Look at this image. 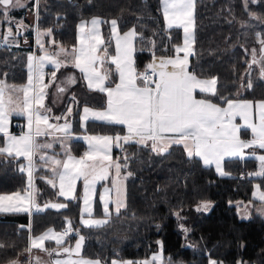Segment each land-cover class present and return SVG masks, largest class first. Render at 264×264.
I'll return each mask as SVG.
<instances>
[{
  "label": "trees",
  "instance_id": "1",
  "mask_svg": "<svg viewBox=\"0 0 264 264\" xmlns=\"http://www.w3.org/2000/svg\"><path fill=\"white\" fill-rule=\"evenodd\" d=\"M251 10L257 12V17ZM19 11L26 16L28 11L37 13V24L19 28H24V36L30 38L25 45L0 49V79L16 86L26 82L27 56L34 51L36 30L40 33L51 29L50 35L44 34L45 40L50 45L56 42L70 48L77 41L79 20L101 16L108 40L112 35L110 19L115 18L121 31L134 28L137 33L135 65L139 71L147 68L153 56L175 54L176 45L182 42V28H167L161 0H30L29 6ZM195 17V52L190 69L198 76L217 80L215 95L199 94L219 103L234 97L264 100V77L258 67L247 68L249 47L259 43L257 32L264 34V0L257 6H246L244 0H197ZM58 76L65 82L59 84L64 85L65 91L59 92L55 84L49 87L46 104L60 117H72L73 129L79 132L82 107L104 108L107 97L89 89L73 65L61 67ZM69 77L75 82L68 83ZM23 119H19L22 125ZM17 120L13 121L12 131L21 130ZM123 131L121 128L120 133ZM243 133L247 135L245 130ZM3 138L4 134H0V143ZM49 144L51 152L62 154L57 150L60 142ZM71 145V152L76 155L86 149L82 140H72ZM115 149L113 156L122 166L121 175L132 173L126 179V206L105 216L98 186L96 211L92 215L107 221L99 226H88L82 221L84 181L78 180L75 199L60 196L58 181L55 188L47 182L53 178V164L47 161L43 165L40 151L37 152L33 158L32 191L42 210L36 206L33 213L0 212V244L4 245L0 248V264H27L29 235L42 234L47 229L63 232L68 221L73 231L65 237V244L75 245L83 236L80 254L98 258L103 264H110L113 258L147 259L160 245L162 264H210L212 260L218 264H264V216L254 209L248 218H242L236 204L263 203L254 197L257 186L264 191V176L254 175L256 158L227 159L228 174L222 175L199 157H188L180 145L163 153L153 151L148 143L128 142ZM23 161L24 157L0 155V193L29 187L26 171H20ZM54 167L60 171L59 166ZM241 172L243 178L239 177ZM203 201H211L212 206L198 210ZM56 202H64L67 207L48 206ZM55 244L53 241L49 245Z\"/></svg>",
  "mask_w": 264,
  "mask_h": 264
},
{
  "label": "snow or ice",
  "instance_id": "2",
  "mask_svg": "<svg viewBox=\"0 0 264 264\" xmlns=\"http://www.w3.org/2000/svg\"><path fill=\"white\" fill-rule=\"evenodd\" d=\"M247 6L249 0H244ZM255 2V0H254ZM23 6L20 0H0V16L5 20L7 10ZM195 0H162V12L167 21L168 28H182L184 32L183 46H176L175 58H160L154 60L147 66L145 72L137 74L133 67L132 52L133 40L137 36L135 29H132L123 35H120L117 27V20H111L112 34L116 39L115 55L111 57V62L116 66L119 72V83L114 87L106 86L108 79L107 72L102 73L99 66L104 63V59L97 53L100 51L98 45L103 43L100 36L98 25L99 19H92L90 22H82L80 29V48L74 49L71 53L72 64L78 68L84 78L88 81V86L100 92L107 94V110L93 111L85 107L83 109L84 119L89 116L94 119L102 120L110 124L126 125L127 135L121 136H84L88 142L89 150L83 156L76 158L70 154L67 160L62 162L55 158H46L41 155L40 160L45 162L51 160L53 165L61 169L57 171L52 168L53 178L47 182L52 187H57L59 183V195L69 199H75L74 192L76 182L81 178L84 181L83 202L84 211L91 214L90 200L95 191V185L98 181L106 180L109 176V169L114 168L115 178L113 179V189L115 191V200L113 201L110 193L113 189L105 188L103 208L105 216L109 215V203L115 204V210L118 213L124 204L123 180L121 179V164L112 160L111 148L115 143L120 147L121 143L135 141L139 144H147L151 141L153 151L160 153L167 152L173 144H182L189 157H200L205 165L215 164L217 171L224 174L221 169V161L225 157H240L245 155L244 149L259 148L264 149V100L255 104L249 101L236 102L225 100L227 108L218 107L207 99H196L194 93L200 92L216 94V79H200L194 73L188 71V57L192 54L193 44L195 42ZM17 33L22 24L17 23ZM11 36L12 27L7 29ZM47 34H51V29ZM257 39L261 45V53H264V34H257ZM43 47V45H41ZM103 51L107 52L106 48ZM183 52L184 56L179 54ZM68 55L64 48H60L58 53L49 55L45 52L42 57H29V76L27 84L24 86L9 85L6 79H0V133L7 136V144L0 146V155L12 156L14 158L24 157L27 164L20 168V171H27L29 177V188L32 185V174L34 170V155L44 148H51L52 144H38L36 137L41 135H55L63 133L65 137L70 135L71 125L66 117H54L59 121L65 120L64 124H52L50 120L51 109H44L45 89L44 67L45 63H51L59 70L65 66V62L58 59L59 55ZM264 55L260 60L256 59V50L252 49V63H261V75L264 76ZM170 66V67H169ZM251 66V65H250ZM150 70V71H149ZM156 77V79H153ZM52 79L55 80V72L52 73ZM137 79L141 83L137 84ZM35 81V83H34ZM74 78L69 77L68 83H74ZM251 87V83L248 84ZM59 92H64V87L58 88ZM22 94L21 105L11 111L19 114H27L29 131L20 137L12 136L8 133V122L10 116V106L15 103L12 99L13 93ZM258 110V120H253V109ZM44 109V113L41 110ZM68 113H71L69 108ZM239 115L245 121V126L251 129L253 138L251 140H241L238 132L239 128L233 123L235 117ZM35 125V127H33ZM43 125V129L41 128ZM127 159V157H125ZM260 161V171L256 175L264 176V155L258 157ZM126 167V165H124ZM257 198L264 202V191H260L257 186ZM31 199V192L21 195L15 192L11 195H0V212H28V202ZM53 208H66L67 205L50 204ZM208 202H202L198 210H207ZM37 210H39L37 206ZM264 211V209H261ZM106 220H84L83 223L88 226H99L106 223ZM71 221H68V227L63 232H56L49 229L44 233L31 237L30 246L26 249L31 252L33 249L52 254L55 249L49 250L45 246L46 241H54L62 246V252L69 254L80 253L84 237L80 236L74 249L65 244V237L72 232ZM4 247L0 244V248ZM59 255V252H57ZM162 260L157 255L151 261H141L138 264H153L154 261ZM12 264H18L13 261ZM35 264H39V258H35ZM54 264H100L99 260L80 259H57ZM112 264H137L133 261H112ZM210 264H218L212 260Z\"/></svg>",
  "mask_w": 264,
  "mask_h": 264
},
{
  "label": "crops",
  "instance_id": "3",
  "mask_svg": "<svg viewBox=\"0 0 264 264\" xmlns=\"http://www.w3.org/2000/svg\"><path fill=\"white\" fill-rule=\"evenodd\" d=\"M29 1L30 0H25V4L23 6H21L20 9L21 8H24V7H28L29 6ZM161 4H162V0H161ZM34 14L32 12L28 11L27 12V17L29 19H33ZM195 15H196V2H195L194 19L196 18ZM94 18L95 19H99L101 21V23L98 25V28H99L100 36H101V38L103 40V43L98 45L100 51L97 54L101 58L104 59V63L99 66V70L102 73L107 72V74H108V79L105 82L106 86H112V87H114L115 84L119 83V72H118L116 66L111 62V57L116 54L115 53L116 39H115L114 35L112 34V30H111V34H112L111 35V38L108 39V40L105 39L104 32H103V18L101 16L94 15V16L90 17L89 19H81V20H79V22L77 23V41L70 48H67V47H65V46H63V45H61L59 43H56V42H55V45H52V44L50 45L48 43V41L45 40V36H44V34H47L48 31H44V32L40 31V33H39L36 30L35 31V37H34V42H35L34 43V47L35 48H34V51L30 52L28 54V56H27V78H26V82L22 86L26 85L27 84V81H28V76H29L28 64H29V57L30 56L42 57V56L45 55V52H47L49 55H51L53 53H58L60 51V48L62 47L69 54L68 55L61 54V55H59L58 59H60L61 61L65 62V65H67V64L73 65L72 64L73 57H72L71 53L73 52L74 49H77L78 50L80 48V29H79V26H80V24L82 22H85L86 21V22H89V25L88 26L90 27L91 26L90 25V22ZM113 19H115V18H111L110 19V22ZM166 24H167V21H166ZM117 27H118V32L120 33V35H123L124 33H126L128 31L134 29V28H130V29L126 30V31H121L120 28H119L118 21H117ZM110 28H111V24H110ZM167 28H168V25H167ZM194 30H195V28H194ZM19 33H22V29H19ZM194 36H195V31H194ZM28 38L29 37H27V35L25 37L21 38L20 36H18L16 34L15 35L13 34V35L10 36L9 40H7L3 36V39L4 40H7L8 43H9V45H16V46L25 45L27 43V41H28ZM135 39H136V37H135ZM135 39L133 40V48H134V51L132 52V60H133V67L135 69V72L137 74H140V73H143L144 70L143 71H139L137 69L136 65H135V53H136ZM183 42H184V32H183V35H182V42L180 44L176 45V46H183ZM41 45H43V47H41ZM38 47L40 48V51L39 52L38 51L36 52V48L38 49ZM105 48L107 50L106 54L103 51V49H105ZM192 48H193L192 54L189 55V57H188V71L191 72V73H194L190 69V61H191V58H192V56L194 55V52H195L194 44H193ZM179 55L181 57H183L184 56V53L181 52ZM175 56H176V52H175V54L170 55V56H153L152 59H151V63H153L154 60L158 61L160 58H169V57L175 58ZM53 72H55V80L54 81L52 79V73ZM58 72H59V70H56V68H55V66L53 64H51V63H45V67H44V81H43V83L44 84H47L48 87L45 89L46 95H45V98H44V101H43L44 109H51L46 104L47 90H48V88L49 87L50 88L53 87L54 84H55V88H56L57 86H59L60 83H62V82L65 83L64 81H62L61 78H59ZM194 74L198 78H200V79L207 78V77L198 76L196 73H194ZM82 76H83L84 82L87 85V87L89 89L95 90L94 88H90L88 86V81H87V79L84 78V74H82ZM211 78H213V77H211ZM67 81H68V78H67ZM34 83H35V81H34ZM140 83H141V81L139 79H137V84L139 85ZM9 85H12V84H9ZM216 85H217V83H216ZM102 93H104V92H102ZM199 93H206V92H200L199 90H197L194 93L196 99H207V100H210L212 103L216 104L218 107L227 108V104L225 102L224 103L215 102L214 100H212L210 98H207V97H205V96H203V95H201ZM104 94L107 97V94L106 93H104ZM12 99H13V101H15V103L10 106V116H9V122H8V133L10 135H12V136L20 137V136L24 135L25 133H27L29 131V128H28V116H27V114H19L16 111H11V109L16 108L17 105H21V102H22V94L21 93H18V92L17 93H13ZM228 100H232V101H236V102L249 101V102H253L254 104L256 102H258V101H262V99L261 100H254V99L242 98V97L229 98ZM85 107H87L89 109H92L93 111H106L107 110V103H106V106L104 108H97V107H93V106H90V105H84L82 107V111H81V115H80V118H81V126H80L81 127V130L79 132H77V131H75L73 129V124H72V119H71L72 117H68L67 114H66V116H67V118H66L67 119V122L71 125L70 135L69 136L65 137L63 135V133L57 132V133H55L54 136L53 135H41V136L36 137L35 140L38 142V144H49V141L50 142H60V144H61L60 149H57V148L56 149L59 150L60 152H62V154L57 155V154L51 152L53 149L46 148V150H44V151L42 149L40 150L42 152V155L45 154L44 156L46 158H55L57 160L60 159L62 162H64V161L67 160V157H68L69 154L71 156H73V157L79 158V157L83 156L85 152H87L89 150L88 142L85 139H83L84 136H105V135H107V136H112V137H116V136L123 137V136L127 135V126L126 125L110 124V123H107V122L102 121V120L94 119L91 116H89V118L87 120H85L83 118L84 117L83 109ZM44 109L41 110V113L42 114L44 113ZM52 110L53 109H51V112H50V120H49V122L52 123V124H61V125L64 124L65 123V120H59V121H57V120L53 119L54 117H60L61 114L60 113L59 114H55ZM23 117H25V119H23ZM20 118L23 119V121H24L23 125H22L21 121L19 120ZM252 118H253V120H258V110L255 109V107L253 109V117ZM16 119L19 120V123L18 124H20V128H21L20 131H12L13 121L16 120ZM233 123L239 128L238 135H239V137H240L241 140L247 141V140H251L253 138V133L251 132V129L250 128H247L245 126V121H244V119L241 116L237 115L235 117ZM110 126L113 127V130H111V129H105V127H108L109 128ZM33 127H35V125H33ZM43 127L44 126L41 125V128L42 129H43ZM121 128L124 129V131L120 133V129ZM243 130L246 131V134L247 135H245V133H243ZM0 134H3V133H0ZM41 137H46V139H42ZM72 140H82V142L85 143V148L86 149H85V151L81 155H76L73 152H71L72 151V148H73V145H71ZM3 141H4L3 143H0V146H5L7 144V136L4 135ZM130 142H134V141H130ZM147 143H148V145H151V141H148ZM122 144H124V143H121V145ZM174 145H178V146L180 145V146H182L184 148V146L182 144H173V145H171V147L174 146ZM122 147L123 146H120V147L116 146L115 143L113 144V146L111 148V157H112V160L113 161L119 163V161L116 158H114V156H113L114 155V149L115 148L116 149H121ZM185 151H186V149H185ZM263 152H264V149H259V148L244 149L245 155L243 156L242 159H244V158H251V157H253L251 155H255V154H264ZM186 153H187V151H186ZM232 158H240V157H225L223 159L224 165H225V162H226L227 159H232ZM253 158H256V157H253ZM49 161H51V160L48 159V162ZM27 163L28 162L25 159V162L22 164V166H25ZM43 163H44L43 165H47V163L45 161H43ZM211 165L215 166L214 164H211ZM114 178H115V170H114V168H111V169H109V176H108V178L106 180L98 181L96 183V185H95V191H94V193H93V195L91 197V200H92L91 201V204H90L91 205V214H93V212L96 211L95 198H96V195H97L96 194L97 187L98 186H99V188L101 187V191H100V196L99 197L101 199L102 208H103V200H102V197L104 195V189L105 188L113 189V179ZM121 179H123V176L122 175H121ZM77 182H76V185H77ZM75 189H76V186H75ZM123 189H124V197H123V199H124V204L126 206V180H123ZM15 192H20L21 195H25L26 192H31V199L28 202V207L30 208V210L28 212L29 213H33L35 207L37 206V204L34 201L33 191L29 187L26 190H24V191L4 192V193H0V195H11V194H13ZM74 195H75V192H74ZM83 195H84V193H83ZM110 195H111L112 200L114 201L115 200V191H114V189L110 193ZM82 208L85 209L84 208V202H82ZM40 210H42L41 207H40ZM112 211L116 212V210H115V204L110 202L109 203V214ZM7 212H12V211H7ZM103 212H104V208H103ZM29 229L31 230V225H29ZM48 230L49 229H47L46 231H48ZM38 235H40V234H38ZM35 236H37V235H34L32 233L29 235L30 238L31 237H35ZM51 242H53V241H51ZM51 242H47V245L48 246H52V245H49ZM29 245H30V241H29ZM56 245L57 244H55V246ZM58 252H59V250H58ZM73 254H75V253H73ZM18 264H20V263H18Z\"/></svg>",
  "mask_w": 264,
  "mask_h": 264
},
{
  "label": "rangeland",
  "instance_id": "4",
  "mask_svg": "<svg viewBox=\"0 0 264 264\" xmlns=\"http://www.w3.org/2000/svg\"><path fill=\"white\" fill-rule=\"evenodd\" d=\"M20 4L21 5H24L25 4V0H20ZM20 7L21 6H17V7H13V8H11V9H9V10H7V12L5 13L6 14V16L8 17V19L7 20H5V18H4V16H0V40L3 42V46L1 47V48H4V47H7V45L9 44L8 43V41L7 40H9V38H10V36L8 35V31H7V29H8V27H12V33L15 35L16 34V29H17V27H16V24L17 23H20V24H22V25H27V23L29 22V20H28V18H27V16H26V14L25 13H20L19 14V9H20ZM0 10H2V9H0ZM37 14V13H36ZM30 20H32V19H30ZM4 36V38L5 39H7V40H4L3 39V36ZM12 34V35H13ZM213 78H215V77H213ZM204 79H207V78H204ZM208 79H212V78H208ZM216 79V78H215ZM217 81V80H216ZM60 87H64V85H61ZM56 88H59V86H57ZM135 142V141H134ZM139 144V143H138ZM121 146H125V143L124 144H122ZM264 153V152H263ZM39 154V153H38ZM40 154L42 155V152L40 151ZM45 155V154H44ZM260 155H264V154H255V155H251V156H253V157H256L257 158V160H258V165H257V169L254 171L255 173H254V175L255 176H257L256 175V173H258L259 171H260V168H261V166H260V161H259V159H258V157L260 156ZM25 161H23V163H24ZM214 164V163H213ZM215 165V164H214ZM216 166V165H215ZM214 166V167H215ZM53 168H54V165H53ZM56 168V167H55ZM215 169H216V171H217V168L215 167ZM221 169H222V172L224 173V174H222V175H226V174H228V172H226V165H224V162H223V160L221 161ZM219 174H221V172H219V171H217ZM26 173H27V171H26ZM241 173H244V172H241ZM240 174V173H239ZM28 175V174H27ZM32 177H33V174H32ZM124 177V176H123ZM28 184H29V177H28ZM32 187H33V184L31 185V188L30 189H32ZM261 191V190H260ZM256 192H257V188H256V190H255V192H254V197L255 198H257V196H256ZM91 201L92 200H90V204H91ZM203 202H208V204H209V207L207 208V210L212 206V202L211 201H203ZM60 203H63V204H65L64 202H56V203H54V204H60ZM236 204H237V206H238V210H239V213H240V216L242 217V218H248L249 216H250V212L252 211V210H257V212L258 213H260V214H262L263 216H264V211H262L261 209H264V202L263 203H260V204H256L255 205V203L253 202V201H245V202H243V201H237L236 202ZM201 205V204H200ZM199 205V206H200ZM198 206V207H199ZM84 208H85V205H84ZM59 209H61V208H59ZM103 218H99V217H95V216H93L92 214H86L85 213V211H84V209L82 208V221H84V220H102ZM53 230V229H52ZM38 236V235H37ZM120 237V236H119ZM47 242L48 241H46L45 242V246H46V248H48L49 250H53V249H55L56 251H53L52 252V254L51 255H49L48 254V252H46V251H41V250H39V249H33L30 253H29V261H28V263L27 264H35V258H39V264H54V262L57 260V259H60V260H64V259H68V258H71V259H80V258H84V259H88V260H99L100 261V264H103V262L100 260V259H98V258H92V257H89V256H87V255H82V254H79L78 256L76 255V254H71V256L69 257V254H66V253H63V252H59V255L57 254V252H58V250H59V248H61V247H58V246H48L47 245ZM69 247H72L73 249H74V247L75 246H69ZM34 251V252H33ZM32 253H33V255H32ZM157 255H159L161 258H162V260H157V261H154L153 262V264H162V262H163V256H162V248H161V245H160V247H159V249L158 250H156L152 255H151V257L150 258H147V259H143V260H140V259H138V260H131V259H127V260H121V258H113L112 259V261H118V262H123V261H133V262H137V264H138V262H141V261H151L152 260V258L154 257V256H157ZM32 256H33V259H32ZM112 261H111V263L110 264H112ZM22 264V263H21ZM221 264H224V263H221Z\"/></svg>",
  "mask_w": 264,
  "mask_h": 264
},
{
  "label": "flooded vegetation",
  "instance_id": "5",
  "mask_svg": "<svg viewBox=\"0 0 264 264\" xmlns=\"http://www.w3.org/2000/svg\"><path fill=\"white\" fill-rule=\"evenodd\" d=\"M196 1H197V0H195V2H196ZM259 3H260V0H255V2H254V0H249V2H248L247 5H250V4H251V6H257ZM251 13H252L255 17H257V12H256L255 10H251ZM29 21H31V20L29 19ZM195 21H196V19H195ZM27 25H28V23H27ZM194 31H195V30H194ZM258 33L262 34V31L257 32V34H258ZM252 49H255V50H256V59H257L258 61L260 60L261 56L264 55V53H261V51H260V49H261V45H260V43H258V44H254V45L250 46V47H249V50L251 51V57H250V60H249V62H248V67H247V68H249L250 65H251V66L253 65V66L258 67L259 70H260V69H261V63H256V64H253V63H252ZM262 63H264V62H262ZM260 73H261V71H260ZM263 77H264V76H263Z\"/></svg>",
  "mask_w": 264,
  "mask_h": 264
},
{
  "label": "water",
  "instance_id": "6",
  "mask_svg": "<svg viewBox=\"0 0 264 264\" xmlns=\"http://www.w3.org/2000/svg\"><path fill=\"white\" fill-rule=\"evenodd\" d=\"M29 23V25L31 26V25H33V23H35V20L34 19H32L31 21H29L28 22ZM24 25H22V27H23ZM25 29H26V27H24ZM23 28V31H22V33H19V34H16V35H18V36H24V34H25V32H26V30ZM17 33V32H16ZM75 246V245H74ZM59 252L61 253L62 252V248H60L59 249Z\"/></svg>",
  "mask_w": 264,
  "mask_h": 264
},
{
  "label": "built area",
  "instance_id": "7",
  "mask_svg": "<svg viewBox=\"0 0 264 264\" xmlns=\"http://www.w3.org/2000/svg\"><path fill=\"white\" fill-rule=\"evenodd\" d=\"M3 46V42L0 40V48ZM148 70L147 68L144 70V72ZM150 71V70H149ZM153 79H156V77H153ZM239 177L243 178L244 177V173H240Z\"/></svg>",
  "mask_w": 264,
  "mask_h": 264
}]
</instances>
